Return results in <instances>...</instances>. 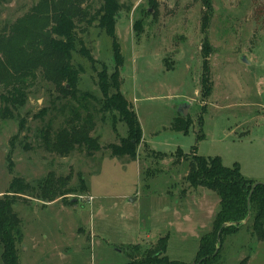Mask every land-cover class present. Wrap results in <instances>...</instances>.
Listing matches in <instances>:
<instances>
[{"label": "rangeland", "instance_id": "obj_1", "mask_svg": "<svg viewBox=\"0 0 264 264\" xmlns=\"http://www.w3.org/2000/svg\"><path fill=\"white\" fill-rule=\"evenodd\" d=\"M37 1L0 0V29ZM118 1L120 93L140 125L136 157L114 158L108 149L128 137L119 114L103 111L100 103L98 75L113 74V41L97 25H84L78 38L93 62L72 54L79 73L76 100L38 76L14 119L0 118V197L12 185L23 192L12 206L22 220L18 264H127L166 237L165 252L157 248L155 257L194 263L199 239L212 231L219 198L189 188L187 165L173 164L178 149L186 155L196 145L197 155L219 157L225 168L238 164L242 177L264 184V0ZM201 48L209 55L213 85L206 99ZM111 85L107 79L110 95L116 91ZM82 101L96 123L99 153H47L42 134L58 129L69 108ZM185 104L193 125L177 134L168 128ZM200 114L204 139L196 144ZM150 150L167 158L159 162ZM49 175L69 178L72 192L53 203L40 201ZM222 244L216 264H264V242L248 225L223 236Z\"/></svg>", "mask_w": 264, "mask_h": 264}, {"label": "trees", "instance_id": "obj_2", "mask_svg": "<svg viewBox=\"0 0 264 264\" xmlns=\"http://www.w3.org/2000/svg\"><path fill=\"white\" fill-rule=\"evenodd\" d=\"M133 1V0H132ZM138 1V0H136ZM95 2L98 7L94 9ZM121 10L118 0H38L27 13L11 24L0 29V118L14 119L13 112L23 106L27 89L41 77L51 84L57 93L66 98H74L77 90L78 75L72 64L73 52L82 55L90 62L92 57L83 48L78 32L83 26L97 25L113 41L115 68L113 74L98 75L101 89L103 111H116L122 119L127 139L119 145L109 146L112 157L134 158L137 147L142 141L141 129L132 105L120 93V73L122 57L117 52L115 41L116 20ZM86 28V27H85ZM79 46V50H77ZM201 65V97H209L213 89L209 55L203 54ZM107 79L116 91L107 92ZM84 99V98H82ZM90 105L84 101L77 107H70L62 125L51 134H42V148L49 154L67 158L73 153H84L90 157L99 153L100 146L93 136L95 120ZM203 113V112H202ZM197 119L196 144L204 139L202 133V114ZM189 116L177 115L169 125L174 133L187 134L192 126ZM196 145L190 154L181 150L175 153L173 164H186L188 171L184 178L189 188L198 187L212 191L219 198V208L212 221V231L202 236L198 242L195 262L191 264H216L222 250V238L238 232L244 226L250 227L251 235L258 242H264V184H257L241 175L238 164L225 168L219 157L197 155ZM157 161L167 158L164 153L150 150ZM69 178H54L49 175L41 184L40 201L53 203L63 198L69 189ZM84 191L82 179L79 180ZM255 187L253 188V186ZM12 187L0 197V261L1 264H18V249L22 241V220L13 212L14 197L21 193ZM249 199V202H248ZM248 218V219H247ZM222 225L225 228L222 229ZM219 231L220 237L217 238ZM167 237L160 239L157 247L150 250L143 258L134 259L127 264H189L185 262L167 263L155 257L156 251L165 252ZM158 248V249H157ZM247 260L239 263L246 264Z\"/></svg>", "mask_w": 264, "mask_h": 264}, {"label": "water", "instance_id": "obj_3", "mask_svg": "<svg viewBox=\"0 0 264 264\" xmlns=\"http://www.w3.org/2000/svg\"><path fill=\"white\" fill-rule=\"evenodd\" d=\"M189 107H190L189 104L182 105L181 108L178 106V108H177V113H178L179 115L185 117V116H186V111H188ZM257 184H258V183H257ZM254 187H255V185L253 186V188H254ZM248 202H249V199H248ZM247 219H248V218H247ZM221 228L224 229V228H225V225H222ZM220 233H221V231H219L217 238L220 237Z\"/></svg>", "mask_w": 264, "mask_h": 264}, {"label": "crops", "instance_id": "obj_4", "mask_svg": "<svg viewBox=\"0 0 264 264\" xmlns=\"http://www.w3.org/2000/svg\"><path fill=\"white\" fill-rule=\"evenodd\" d=\"M189 109H190V107H189ZM189 109H188V110H189Z\"/></svg>", "mask_w": 264, "mask_h": 264}]
</instances>
